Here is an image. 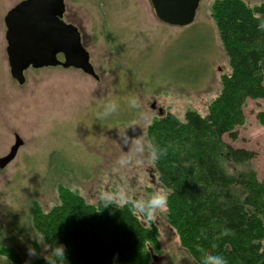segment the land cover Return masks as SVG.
<instances>
[{
  "label": "rangeland",
  "instance_id": "374dc122",
  "mask_svg": "<svg viewBox=\"0 0 264 264\" xmlns=\"http://www.w3.org/2000/svg\"><path fill=\"white\" fill-rule=\"evenodd\" d=\"M20 1L0 0V157L10 152L15 134L23 140L0 168V249L19 260L0 251V264H30L50 254L34 212L59 203L60 185L91 204L132 203L136 215L159 231L151 264H198L169 223L167 205L148 210L149 201L167 191L147 129L168 112L180 120L189 110L208 115L220 94L221 76L231 68L211 15L214 0H201L187 26L162 22L150 0H65L67 18L82 28L99 78L73 67L29 68L24 84L11 75L4 21ZM113 104L115 110L107 111ZM243 111L237 138L225 133L223 139L255 156L227 168H251L264 181V123L257 117L264 98L248 99Z\"/></svg>",
  "mask_w": 264,
  "mask_h": 264
},
{
  "label": "trees",
  "instance_id": "16d2710c",
  "mask_svg": "<svg viewBox=\"0 0 264 264\" xmlns=\"http://www.w3.org/2000/svg\"><path fill=\"white\" fill-rule=\"evenodd\" d=\"M211 15L231 68L221 76L220 94L208 115L189 110L180 120L171 112L160 114L147 134L167 191L168 221L196 262L214 264L211 257L221 256L226 264H264V181L251 168H227L228 162H249L255 152L223 139L225 133L237 138L247 100L264 98V2L214 0ZM257 117L264 123V111ZM59 194L54 208L34 212L48 256L63 245L64 264H151L159 231L136 215L132 203L91 204L63 185ZM0 251L19 260L12 250Z\"/></svg>",
  "mask_w": 264,
  "mask_h": 264
},
{
  "label": "water",
  "instance_id": "95a60500",
  "mask_svg": "<svg viewBox=\"0 0 264 264\" xmlns=\"http://www.w3.org/2000/svg\"><path fill=\"white\" fill-rule=\"evenodd\" d=\"M157 17L174 26H187L201 0H150ZM65 0H22L6 14L7 55L11 75L19 84L29 68L62 66L77 68L98 79L79 28L64 20ZM63 54V59L59 58ZM10 152L0 157V168L17 154L22 138L15 134Z\"/></svg>",
  "mask_w": 264,
  "mask_h": 264
},
{
  "label": "clouds",
  "instance_id": "9594fccd",
  "mask_svg": "<svg viewBox=\"0 0 264 264\" xmlns=\"http://www.w3.org/2000/svg\"><path fill=\"white\" fill-rule=\"evenodd\" d=\"M135 99L132 100V103H135ZM115 105H110L107 111H114ZM107 111L104 113L107 114ZM99 115V114H98ZM167 203V197L165 194L160 193L155 195L148 203V210H154L162 208ZM137 207L140 208L141 211H145V205L143 203H138ZM29 255H35V249L29 248ZM47 264H57L59 261L60 264H64L67 259L66 249L63 245H58L51 249V255L46 257ZM214 264H226V260L221 256H213L211 257Z\"/></svg>",
  "mask_w": 264,
  "mask_h": 264
},
{
  "label": "flooded vegetation",
  "instance_id": "af4514ba",
  "mask_svg": "<svg viewBox=\"0 0 264 264\" xmlns=\"http://www.w3.org/2000/svg\"><path fill=\"white\" fill-rule=\"evenodd\" d=\"M66 14H67V8H66V11L64 13V20L67 21V22H69V23L75 24L79 28V30L81 32V35H82V40H83L84 39V33H83L82 28L78 24H76L74 21H72L71 19H68ZM83 43H84V40H83ZM84 45H85V43H84ZM59 58L60 59H63V54H59Z\"/></svg>",
  "mask_w": 264,
  "mask_h": 264
},
{
  "label": "bare ground",
  "instance_id": "6f19581e",
  "mask_svg": "<svg viewBox=\"0 0 264 264\" xmlns=\"http://www.w3.org/2000/svg\"><path fill=\"white\" fill-rule=\"evenodd\" d=\"M193 23V22H192ZM190 25V24H189Z\"/></svg>",
  "mask_w": 264,
  "mask_h": 264
}]
</instances>
